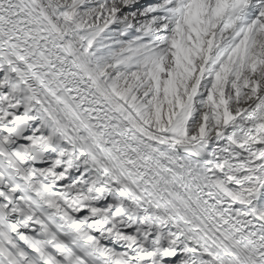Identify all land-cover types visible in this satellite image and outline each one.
I'll list each match as a JSON object with an SVG mask.
<instances>
[{
  "label": "snow or ice",
  "instance_id": "snow-or-ice-1",
  "mask_svg": "<svg viewBox=\"0 0 264 264\" xmlns=\"http://www.w3.org/2000/svg\"><path fill=\"white\" fill-rule=\"evenodd\" d=\"M0 264H264V0H0Z\"/></svg>",
  "mask_w": 264,
  "mask_h": 264
}]
</instances>
